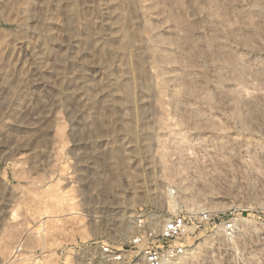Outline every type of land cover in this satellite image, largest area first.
<instances>
[{
    "label": "rangeland",
    "instance_id": "1",
    "mask_svg": "<svg viewBox=\"0 0 264 264\" xmlns=\"http://www.w3.org/2000/svg\"><path fill=\"white\" fill-rule=\"evenodd\" d=\"M204 210L173 264H264V0H0V264Z\"/></svg>",
    "mask_w": 264,
    "mask_h": 264
},
{
    "label": "built area",
    "instance_id": "2",
    "mask_svg": "<svg viewBox=\"0 0 264 264\" xmlns=\"http://www.w3.org/2000/svg\"><path fill=\"white\" fill-rule=\"evenodd\" d=\"M221 226L233 229L230 220L206 210L181 212L164 220L153 212L142 213L135 218L134 233L106 243L101 256L105 264H173L187 254L192 244L189 238Z\"/></svg>",
    "mask_w": 264,
    "mask_h": 264
},
{
    "label": "bare ground",
    "instance_id": "3",
    "mask_svg": "<svg viewBox=\"0 0 264 264\" xmlns=\"http://www.w3.org/2000/svg\"><path fill=\"white\" fill-rule=\"evenodd\" d=\"M171 204H172V202H171ZM174 207H175V206L172 204V205H171V208H174ZM176 210H177V209H176ZM178 210H179V209H178Z\"/></svg>",
    "mask_w": 264,
    "mask_h": 264
}]
</instances>
